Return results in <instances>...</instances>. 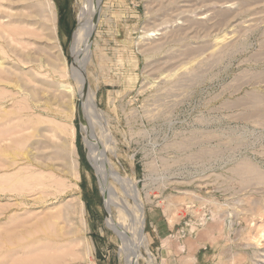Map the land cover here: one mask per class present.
I'll use <instances>...</instances> for the list:
<instances>
[{
	"label": "rangeland",
	"instance_id": "rangeland-1",
	"mask_svg": "<svg viewBox=\"0 0 264 264\" xmlns=\"http://www.w3.org/2000/svg\"><path fill=\"white\" fill-rule=\"evenodd\" d=\"M57 1L71 64L87 0ZM3 4L25 34L0 38V264H125L139 204L136 264H264V0H102L91 124L55 85L40 1Z\"/></svg>",
	"mask_w": 264,
	"mask_h": 264
},
{
	"label": "bare ground",
	"instance_id": "bare-ground-1",
	"mask_svg": "<svg viewBox=\"0 0 264 264\" xmlns=\"http://www.w3.org/2000/svg\"><path fill=\"white\" fill-rule=\"evenodd\" d=\"M39 1H40L41 11H43L44 18H45V22H44V24H42V30H43V33L45 34V37L47 38V40L50 41L49 42V44H50L49 49L50 50L48 53L49 54L48 55V57H49L48 65L50 66V70L53 71V73H57L60 76V81L55 83V85L57 86L58 89H60L61 91H63L65 93L67 98H69L68 100H65V106L67 108L69 106H71V109L74 108L75 105L73 102V98L78 97L81 100L80 105L87 115V121L90 122V124H91V122H98L99 118H97L98 117L97 106L92 103V98H91V96H89V95H92V97H93L94 93L90 89L89 90L85 89V87L83 85V81H85V80L82 79V70H83V66L86 63L87 59L90 57V38L92 37L91 35L93 34L94 27L97 24L98 17H100L99 14L101 12L102 0H87V1H84L83 6L81 7V11H80L81 12V18L86 19L87 25H84L82 27V31L80 34V42H79L78 47L75 51L74 59H73L71 64H69L67 57L64 55L63 47L59 41V36H58L59 29H58V25H57V7H56L54 1L53 0H39ZM1 7H5V4H3V0H0V9H1ZM27 11H29V10H27ZM0 13H2V12H0ZM0 18H2V20H3V21H0V38H3V39L9 38V39H11V41L17 42V45H18L20 42L19 39L21 40L20 36L25 34L24 33L25 31H22L23 27L21 29V25H22L23 21L20 18L13 20L14 22H17L18 26H19L18 27L19 29L15 27L18 30L16 32V31L11 29L12 27L9 28L11 21H10V19H6L5 13L0 14ZM15 28H13V29H15ZM1 51L3 54H6L8 52L7 49L2 45V43H0V52ZM16 54L18 55V57L20 56V53L18 51H16ZM6 63H7L6 58H4L3 56L0 55V68L1 69L3 68L4 70H6L5 69ZM68 77H70V79H68ZM2 80H4V79H2ZM11 80L12 79H9V78L5 79L4 80L5 84L12 82ZM18 86H19V88H21L23 90L21 84H19ZM92 125H94V124H92ZM66 135H70V137L72 138L74 136V131H71L70 129H68L66 132ZM67 144L68 143L65 142L62 145L64 147ZM20 150H21V148H20ZM14 151H12V152L14 153ZM14 154H16V153H14ZM29 154H30L29 151L26 152V150H25L24 155L28 156ZM103 168H105V166ZM106 170H107V168H106ZM100 172H102V171H100ZM105 175H108V173L107 174L105 173ZM101 177H102V174H101ZM111 187L112 186H110V188ZM112 190H113V188H112ZM107 191H109V190H107ZM112 200H114V199H111V201ZM118 201H117V205H118L117 207L118 208L125 206V204L123 202H118ZM82 204L83 203L81 201V204H79V207L80 206L82 207ZM115 207H116V205H115ZM139 208H140V210H139L140 211L139 229L134 230L138 234H137V237H135V242L134 241L132 242V243H135V246L133 248L130 246L126 247V255L127 256H125V257H127V261L125 264H136L134 255L136 256V253H137L136 250H140V249H138L139 247H137V243L143 242L146 244V242H145L146 241V235H145V232L143 230V226H145L144 225L145 224L144 210H143L142 206H140V204H139ZM134 217H137V216L134 215ZM135 223H137V222H135ZM133 226L136 227L135 224L134 225L132 224V227ZM131 240H132V238H131ZM79 242H80V240H79ZM133 252H135L134 255H133ZM137 254H139V253H137ZM138 256L139 255H137V257Z\"/></svg>",
	"mask_w": 264,
	"mask_h": 264
},
{
	"label": "crops",
	"instance_id": "crops-1",
	"mask_svg": "<svg viewBox=\"0 0 264 264\" xmlns=\"http://www.w3.org/2000/svg\"><path fill=\"white\" fill-rule=\"evenodd\" d=\"M54 1V3H55V5H56V7H57V13H58V7H60V5H59V3H58V1L56 0H53ZM67 3V2H66ZM60 16H61V14H60ZM60 16H59V21H60ZM61 19H62V16H61ZM58 29H59V27H58ZM58 36H59V34H58ZM59 40H60V38H59ZM61 41V40H60Z\"/></svg>",
	"mask_w": 264,
	"mask_h": 264
},
{
	"label": "water",
	"instance_id": "water-1",
	"mask_svg": "<svg viewBox=\"0 0 264 264\" xmlns=\"http://www.w3.org/2000/svg\"><path fill=\"white\" fill-rule=\"evenodd\" d=\"M81 107V106H80Z\"/></svg>",
	"mask_w": 264,
	"mask_h": 264
}]
</instances>
